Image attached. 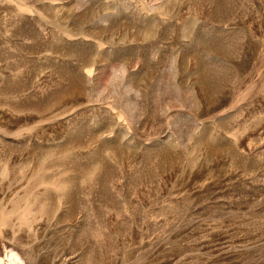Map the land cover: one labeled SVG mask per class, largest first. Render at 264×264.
<instances>
[{
    "label": "rangeland",
    "instance_id": "374dc122",
    "mask_svg": "<svg viewBox=\"0 0 264 264\" xmlns=\"http://www.w3.org/2000/svg\"><path fill=\"white\" fill-rule=\"evenodd\" d=\"M0 264H264V0H0Z\"/></svg>",
    "mask_w": 264,
    "mask_h": 264
}]
</instances>
